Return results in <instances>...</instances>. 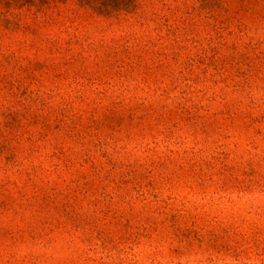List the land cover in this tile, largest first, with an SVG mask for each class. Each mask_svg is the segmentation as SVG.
Returning a JSON list of instances; mask_svg holds the SVG:
<instances>
[{"label": "rangeland", "instance_id": "rangeland-1", "mask_svg": "<svg viewBox=\"0 0 264 264\" xmlns=\"http://www.w3.org/2000/svg\"><path fill=\"white\" fill-rule=\"evenodd\" d=\"M0 20V264H264V0Z\"/></svg>", "mask_w": 264, "mask_h": 264}, {"label": "trees", "instance_id": "trees-1", "mask_svg": "<svg viewBox=\"0 0 264 264\" xmlns=\"http://www.w3.org/2000/svg\"><path fill=\"white\" fill-rule=\"evenodd\" d=\"M134 6V0H0V20L15 24L23 20L53 23L76 9L110 15Z\"/></svg>", "mask_w": 264, "mask_h": 264}]
</instances>
